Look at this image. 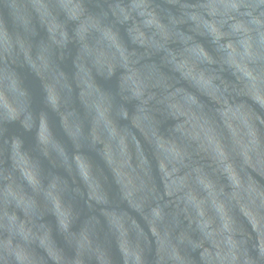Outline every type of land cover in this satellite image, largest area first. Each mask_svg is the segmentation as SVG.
Returning a JSON list of instances; mask_svg holds the SVG:
<instances>
[{
  "label": "clouds",
  "instance_id": "obj_1",
  "mask_svg": "<svg viewBox=\"0 0 264 264\" xmlns=\"http://www.w3.org/2000/svg\"><path fill=\"white\" fill-rule=\"evenodd\" d=\"M86 2L0 0V62L17 51L27 58L29 43L38 35V28L46 29L50 37L58 36L65 44L73 39L80 41L83 56L93 62L102 79L111 80L120 72L118 85L111 93L89 85L95 92L92 108L101 143L123 149L127 138L135 141L134 135L115 125L117 120H131L136 127L147 126L162 168L167 166L174 171L187 166L186 162L192 159L187 148L191 142L199 151L210 154L214 171L224 180L214 182L201 168L192 167L178 191L169 193L177 196V213L172 222L165 226L166 205L157 203L150 210L155 259H146L145 248L138 246L124 264H264V185L253 182L247 173L253 160L264 169V136L260 135V128H264V0H199L197 6L185 11L186 19L170 21L173 26L192 21L198 34L211 38L216 52L214 57L192 36L169 29L168 38L179 36L185 45L184 55L172 56L170 63L184 66L187 79L197 87L211 88L226 104L228 97L235 95L251 100L259 109L254 112L244 103L227 105V114L235 124L230 145L219 140L206 120L193 130L185 117L202 109L196 97L143 78L136 68V53L121 48L111 27L85 12L82 5ZM178 2L169 0V3ZM147 3L148 0H131L129 9L121 11L118 22L125 23L136 14L144 17L145 26H151L154 13L144 6ZM70 6L79 9L78 13L71 11ZM5 18L11 31L5 25ZM72 23L76 27L70 33L67 25ZM91 31L100 33L106 48L84 44ZM200 65L209 69L215 65L220 70L228 67L235 80L231 84H217L219 77L215 71L198 70ZM64 87L70 91L69 86ZM24 95L15 76L5 75L0 68V107ZM129 105H134L131 112ZM167 121L173 123L164 136L160 126ZM136 146L139 149L138 142ZM141 163L144 165L141 171L147 176V161L142 159ZM25 175L31 183V177ZM45 198L48 199L47 194ZM6 203H14L25 219L9 214ZM50 203L54 212L62 215L59 204L54 200ZM180 217L187 222L186 226L181 227ZM38 218L35 200H26L11 188L0 190V264H46L34 253V245L48 251V229L34 223ZM58 227L66 238L71 237L63 219ZM48 261L66 264L51 251ZM97 264L107 262L98 256Z\"/></svg>",
  "mask_w": 264,
  "mask_h": 264
},
{
  "label": "water",
  "instance_id": "obj_2",
  "mask_svg": "<svg viewBox=\"0 0 264 264\" xmlns=\"http://www.w3.org/2000/svg\"><path fill=\"white\" fill-rule=\"evenodd\" d=\"M198 3L199 0H148L144 6L154 13L151 26H145L144 17L136 14L125 23L118 22L131 0H87L82 7L88 15L111 27L121 48L136 53V68L143 78L196 97L202 109L185 117L193 130L206 120L219 140L230 145L235 124L227 114V105L244 103L258 112L257 105L235 95L228 97L226 104L211 88L197 87L187 79L184 66L169 62L172 56H183L185 47L179 36L168 38L169 29L192 36L216 56L211 38L198 34L192 21L174 26L170 23L173 18L186 19L185 11ZM70 10L79 11L71 6ZM5 25L12 30L7 18ZM75 27L74 23L67 25L70 33ZM37 31L29 43L27 58L17 51L0 62L5 75H14L25 93L0 107V190L11 188L24 199L37 202L39 218L34 223L47 227L48 251L34 245V253L46 264H50L49 251L66 264H97L98 256L107 264H124L138 246L144 247L146 259L153 261L151 208L157 203L166 205L167 226L177 213V196L169 193L178 191L192 167L198 166L217 183H223V177L214 171L210 154L199 151L191 142L187 148L192 159L186 162L187 166L174 171L167 166L162 168L147 126L136 127L131 120H117L115 125L134 135L135 141L127 138L123 149L101 143L92 108L95 92L89 85L111 93L118 85L120 72L111 80H104L97 75L93 62L83 56L80 41L73 39L65 44L58 36L50 37L46 29ZM84 44L106 48L103 37L95 31L88 33ZM198 70H214L219 77L217 84L235 80L228 67L220 70L215 65L211 69L200 65ZM128 107L131 112L134 105ZM172 123L167 121L160 126L162 135L167 136ZM260 135L264 136V128H260ZM142 159L147 161V176L141 171ZM247 173L253 182L264 185V169L255 160ZM25 174L31 177V183ZM50 200L59 204L62 215L54 212ZM5 210L25 219L14 203H6ZM61 219L68 226L70 238L58 227ZM180 220L181 227L186 226L184 218Z\"/></svg>",
  "mask_w": 264,
  "mask_h": 264
}]
</instances>
